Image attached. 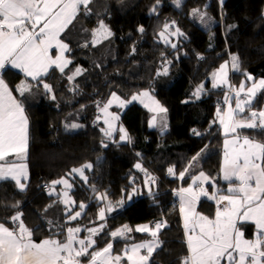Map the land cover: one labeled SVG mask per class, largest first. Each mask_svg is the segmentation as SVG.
I'll return each instance as SVG.
<instances>
[{
  "label": "trees",
  "instance_id": "obj_1",
  "mask_svg": "<svg viewBox=\"0 0 264 264\" xmlns=\"http://www.w3.org/2000/svg\"><path fill=\"white\" fill-rule=\"evenodd\" d=\"M89 9L88 14L81 10L61 35L71 49L66 55L72 61L63 73L52 68L38 83L11 68L3 72V79L28 116L30 144L23 160L29 167L26 190L21 191L14 180L0 181V223L7 220L6 227L16 228L19 222L13 223L11 217L22 213L21 219L33 231L35 242L46 238L64 241L68 227L81 228L77 237L86 239L88 228H99L103 223L106 228L93 237L97 243L89 251L100 250L111 242L113 254L123 257L126 246L152 239L150 233L136 232L137 226L154 227L155 222L164 220L167 226L158 234L160 247L150 264H182L190 253L179 189L201 171L211 180L209 190L227 192L236 183L222 179L225 134L217 118L229 90L213 88L212 73L222 61L231 62V56L237 55L240 71H233L234 83L242 73L264 78V0H223V4L220 0H181L179 7L174 0H159V5L157 0H92ZM193 10L206 13L210 20L201 23ZM100 21L112 35L94 42L93 32L99 29ZM165 24L169 25L165 32L169 43L160 35ZM141 27L143 32L138 30ZM177 28L183 35H168ZM171 44L177 47L173 49ZM77 68L81 72L74 75ZM69 76L74 78L69 80ZM22 81L32 85V91L24 96L15 91ZM44 83L52 86L51 92L44 89ZM200 85L204 92L194 97ZM142 91L151 92L167 109L162 122L153 125L148 109L132 100ZM113 93L130 101L123 109L113 107L130 141H121L119 130L111 138L102 131L108 126L100 118L101 109ZM263 104L261 92L253 110L261 109ZM73 124L80 127L72 128ZM193 130L201 135H194ZM241 133L264 141V133L256 130ZM198 153L203 154L192 162ZM137 163L155 177L150 185L154 197L147 195L144 181L148 177L135 167ZM85 164L92 165L84 169L87 182L78 173L69 175L72 169ZM170 167L175 174L168 172ZM185 169L188 171L180 178L179 173ZM61 178L68 179L72 187H50ZM132 187L140 189V194L128 201L126 194ZM65 191L73 203L62 202ZM121 200L128 201L123 210L118 207ZM109 201L113 212L101 220L99 210ZM80 204L85 207L81 209ZM197 207L199 212L213 216L216 203L203 198ZM77 211L81 216L70 220L68 213L75 215ZM57 225L64 226L63 232ZM124 225L133 229L127 238L110 236ZM239 226L247 237L255 236L253 223ZM121 262L129 261L123 257Z\"/></svg>",
  "mask_w": 264,
  "mask_h": 264
},
{
  "label": "snow or ice",
  "instance_id": "obj_2",
  "mask_svg": "<svg viewBox=\"0 0 264 264\" xmlns=\"http://www.w3.org/2000/svg\"><path fill=\"white\" fill-rule=\"evenodd\" d=\"M220 2L223 4V0ZM91 3L92 0H0V181L11 178L21 191L26 190V185L21 183V177L27 179V165L17 161H23L26 158L28 119L23 105L16 99L13 89L3 79V72L7 66H11V68L21 70L26 77L38 83L52 66L59 68L63 73L65 67L71 63L64 58V53L71 49L60 39L61 33L69 29L81 10L88 14ZM174 3L179 7L181 0H174ZM157 5H159V0H157ZM193 14H199L201 23L210 20L206 13H199V10H193ZM172 23L175 24V21ZM168 28L169 25L165 24L164 31L160 34L165 43H169L165 37ZM138 30L144 31L142 27ZM98 33H103L106 37L112 35L103 21H100L99 29L94 30L93 35L96 36ZM168 35L177 36L183 33L177 28L175 32ZM53 47L59 51L54 59L49 54ZM171 47L175 49L177 45L171 44ZM228 64L229 62L226 61L220 65L217 72L212 74L213 88L229 85ZM231 68L235 72L240 71L237 55L231 56ZM167 71L165 67L163 74L166 75ZM80 72L81 69L77 68L74 75H79ZM242 74L245 76V82H252L251 86L246 87L245 82H241L238 89L229 85V92L234 93L235 107L229 104L227 111L217 110V118L223 126L225 136H233L232 139L224 141L223 179L236 183L235 186L228 187L227 195L213 193L209 197L218 204L224 202L222 210H217L214 220L195 211V204L199 198L209 196L206 188L201 185L197 191L189 185L188 188L179 189L177 195L180 198V213L184 219V228L186 233H191L187 236L190 255L184 258L182 264H221L222 260H226L227 264H264V141L238 134L246 129L264 133V108L253 110V103L258 93L264 92V78L257 81L251 74ZM73 78V76L68 77L69 80ZM43 87L48 92L52 91V86L47 83H44ZM15 91L24 96L25 93L32 91V85L22 81L16 86ZM203 92L204 86L200 85L193 96L198 98ZM141 96L149 97V93L134 95L132 100L139 99ZM52 99H55V95ZM232 99L233 95L226 94L224 102L228 103ZM116 101H119L120 107L130 103V101H121L113 93L112 98L101 109L105 114L104 123L108 126L102 131L109 138L116 131L112 121L118 120L119 117L109 113L108 108ZM153 103L157 108L151 109L152 111L157 109L161 113L167 111L159 106L158 101H153ZM236 116H243L244 119L238 120ZM155 119L156 117L153 116V125ZM71 127L77 128L80 125L73 124ZM119 132L122 133L121 141H130L123 127H120ZM193 134L201 135L195 130ZM202 154L198 153L194 156L192 162L197 161ZM10 156H15L16 159L9 160ZM91 167V164H85L81 168L72 169L69 175L78 173L80 178L87 182L88 178L84 175V169ZM135 167L145 172L148 177L144 181V185L148 186L147 195L154 197L155 193L150 185L155 183V177L149 176L140 163H137ZM187 171L188 169H185L180 172L179 177L183 178ZM168 172L175 174V169L170 167ZM197 181L208 182L209 178L201 171L198 176L193 177V184ZM57 184H63L65 189L72 187L69 180L64 178L53 181L50 187L54 189ZM93 191L95 192L94 186ZM139 194L140 189L132 187L131 192L126 194L127 200L131 201L133 196ZM63 196L62 202L65 205L73 203L67 191ZM105 197L106 194L100 196L99 199L104 200ZM90 199H95V197ZM125 204L124 200L119 201V210H123ZM79 207L83 209L85 205L80 204ZM106 211L113 212L110 201L106 209L100 208L99 210L101 220H104ZM81 214L79 211L75 212V215L69 212L68 218L76 220ZM21 216L22 213H17L11 217L13 223L19 222L16 228L6 227L7 220L5 223H0V264H82V258L87 259L88 264H121L123 257H127L130 264H150V258L160 247L158 234L162 228L167 226L164 220L155 222L154 227L137 226L136 232L150 233L152 239L132 243L130 247L126 246L122 257L112 255L113 243L111 242L100 250L89 251L97 243L93 237L104 232L106 224L102 223L99 228H88L86 239H77V234L81 231L79 227H68L64 241L46 238L37 243L32 239L33 231L24 225ZM238 222H252L256 229V238L254 240L244 239L243 232L237 227ZM57 227L63 232V225H57ZM132 231V228L124 225L112 231L110 236L127 238V234ZM74 244L79 247H74ZM141 249L146 250L145 254H141Z\"/></svg>",
  "mask_w": 264,
  "mask_h": 264
},
{
  "label": "rangeland",
  "instance_id": "obj_3",
  "mask_svg": "<svg viewBox=\"0 0 264 264\" xmlns=\"http://www.w3.org/2000/svg\"><path fill=\"white\" fill-rule=\"evenodd\" d=\"M106 36H105V34H103V33H98L97 35H96V39H95V41H98L99 39H102V38H105ZM71 60V59H70ZM229 62V64H228V69H229V75H228V80H229V85L230 86H232V87H235V88H239V85L241 84V82H245V76L242 74L241 75V77L239 78V80L236 82V83H234L233 82V79H232V75H233V70H232V68H231V62H230V59H226V60H224V61H222L221 62V64L220 65H222V64H224L225 62ZM72 62V61H71ZM70 65V64H69ZM68 65V66H69ZM220 65L214 70V72H217V70L220 68ZM67 67H65V69H66ZM57 69V68H56ZM58 71H60V70H58ZM213 72V73H214ZM212 73V74H213ZM235 73V72H234ZM248 74H250V73H248ZM252 75V74H251ZM253 76V75H252ZM254 78H255V80H259V79H261V78H263V77H255V76H253ZM212 79H213V77H212ZM246 83V87H250L251 86V81H247V82H245ZM229 85H225V86H221V87H224V88H227L228 90H229ZM143 92H148L149 93V97H143V96H141L139 99H136V100H133V101H135V102H139V103H141L142 105H148L146 108L148 109V111L151 113V118H152V121H153V116H155L156 117V119H155V122H162L163 120H164V118H163V114L164 113H161V112H159L158 111V109L156 110V111H152L151 109H154V108H157V106H156V104H154L153 103V101H157L156 99H155V97L153 96V94L151 93V92H149V91H142V92H140V93H143ZM140 93H138L137 95H139ZM229 95H233V99L232 100H230L228 103H226V105L222 108V112L223 111H227V109H228V107H229V104L234 108L235 106H233L234 105V103H235V99H234V93H230L229 92ZM117 96V95H116ZM118 97V96H117ZM242 98H243V94H242ZM121 101H124V100H122L121 98H119ZM234 102V103H233ZM127 104L128 103H126L123 107H120L119 106V101H116V102H114L109 108H108V112L109 113H111L112 115H114V116H117V117H119V119L118 120H114V121H112V123L114 124V126H115V128H116V130L118 131L119 129H120V127H123L122 126V124H121V121H120V115L117 113V111H115L114 109H113V107L114 106H116V107H120V108H124L125 106H127ZM159 106H161L160 104H159ZM162 107V106H161ZM262 108H264V104L262 105V107H261V109ZM259 110V109H258ZM100 118L103 120V122H104V119H105V114L101 111V113H100ZM161 120V121H160ZM152 124H153V122H151ZM78 128V127H77ZM76 128V129H77ZM77 174V173H76ZM189 185H192L193 186V188H197V186H195V184H193V181L191 182V183H189ZM189 185H186V187H184V188H188L189 187ZM197 190H199V188H197ZM218 195H227V194H225V193H220V194H218ZM201 197H203V196H201ZM200 197V198H201ZM126 203H128V201L126 202ZM111 205H112V207H113V204L111 203ZM102 208H105L106 209V205L105 206H103ZM222 208L223 207H221L220 206V204H218L217 202H216V209H215V212H214V215L213 216H208V215H206V214H203V213H201V212H199V214L200 215H203V216H206V217H208L210 220H214L215 219V216H216V212H217V210L218 209H221L222 210ZM108 215H109V213L106 211L105 212V218H107L108 217ZM98 217H99V214H98ZM104 218V219H105ZM183 222H184V219H183ZM142 225H147V224H142ZM140 226V225H139ZM237 227L240 229V231H242L243 232V234H244V236H243V238L244 239H248V240H254L255 238H256V236H254V237H247L246 235H245V233H244V230L239 226V224H237ZM81 229V228H80ZM187 234V236L189 235V234H191L190 232H188V233H186ZM77 239H78V237H77ZM79 239H81V238H79ZM57 240V239H56ZM114 245V244H113ZM77 247H79L78 245H77ZM145 251L146 250H144L143 252H142V254H145ZM114 256L115 255H118V254H113ZM221 264H227V261L226 260H222L221 261Z\"/></svg>",
  "mask_w": 264,
  "mask_h": 264
},
{
  "label": "crops",
  "instance_id": "obj_4",
  "mask_svg": "<svg viewBox=\"0 0 264 264\" xmlns=\"http://www.w3.org/2000/svg\"><path fill=\"white\" fill-rule=\"evenodd\" d=\"M63 33H61V35H62ZM60 39L64 42V43H66L62 38H61V36H60ZM49 54L53 57V59L59 54V51L57 50V49H55L54 47L52 48V49H50V52H49ZM67 51L64 53V58L65 59H67V60H69V61H71L70 60V58L69 57H67ZM70 64V63H69ZM68 64V65H69ZM67 65V66H68ZM7 68H11V66H7L6 67V69ZM52 68H57V67H55V66H52L50 69H49V71H48V73L52 70ZM11 69H13V70H16V71H19V72H21L24 76H25V74L21 71V70H19V69H14V68H11ZM58 70H59V68H57ZM47 73V74H48ZM46 74V75H47ZM45 75V76H46ZM26 77V76H25ZM26 78H28V79H31L30 77H26ZM6 82V81H5ZM13 95L15 96V94L13 93ZM16 97V96H15ZM16 99H17V97H16ZM18 100V99H17ZM19 101V100H18ZM234 103V102H233ZM233 106H235V103H234V105ZM24 113H25V115H26V112H25V110H24ZM27 116V115H26ZM236 119H238V120H240V119H244V117H241V116H236L235 117ZM27 119H28V116H27ZM221 125V124H220ZM221 129H222V131H223V133H224V129H223V126L221 125ZM225 134V133H224ZM239 135H241V136H246V135H244L243 133H241V132H239L238 133ZM233 138V136H231V135H229V136H225V139H232ZM225 139H224V141H225ZM29 144H30V122H29V119H28V147H29ZM19 162H23V163H26V165H27V169H26V172H27V179H28V176H29V167H28V164H27V162L26 161H18V163ZM223 163H224V142H223V160H222V168H223ZM199 174H197V175H195V176H198ZM9 179H11V178H9ZM27 179H25L24 177H21V183H23V184H25V182H26V180ZM222 179H223V171H222ZM193 181V178L192 179H190L189 180V182L186 184V185H189V183H191ZM223 181H226V180H224L223 179ZM209 182H211V180L209 179V181L208 182H201V181H197L196 182V184H195V186H197V188H199L201 185L204 187V188H206V190L208 191V194H209V196H203V197H201V198H199V200L196 202V204H195V211L197 212V213H199V211H198V203H199V201L201 200V199H203V198H208L209 199V197L213 194V193H218V194H220V193H225V194H228L227 192H218V190H216V188H214L213 190H209L208 188H207V184L209 183ZM226 182H230V181H226ZM186 185L185 186H182L181 188H184V187H186ZM233 186V185H232ZM230 187V186H229ZM180 188V189H181ZM197 188H194V190H197ZM198 191V190H197ZM178 198H179V196H178ZM213 201H215V200H213ZM179 203H180V198H179ZM215 203H216V201H215ZM220 206L221 207H223L224 206V202H221L220 203ZM182 219H183V216H182ZM247 223H252V222H247ZM183 224H184V222H183ZM238 224H240V222H238ZM10 228V227H9ZM10 229H12V228H10ZM185 232H186V230H185ZM186 236H187V234H186ZM255 236H256V234H255ZM37 243H39V242H37ZM74 247H77V245L76 244H74ZM130 247V246H129ZM144 251V249H141V254H142V252ZM112 255H113V253H112ZM82 264H88V261H83L82 260ZM121 264H123V262H121ZM128 264H130V262H128Z\"/></svg>",
  "mask_w": 264,
  "mask_h": 264
},
{
  "label": "water",
  "instance_id": "obj_5",
  "mask_svg": "<svg viewBox=\"0 0 264 264\" xmlns=\"http://www.w3.org/2000/svg\"><path fill=\"white\" fill-rule=\"evenodd\" d=\"M114 252V245H113V251H112V253Z\"/></svg>",
  "mask_w": 264,
  "mask_h": 264
}]
</instances>
